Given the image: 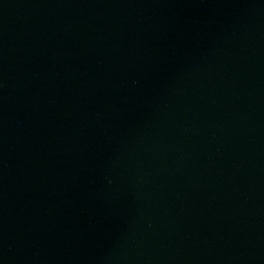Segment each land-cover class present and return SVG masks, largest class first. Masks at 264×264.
Segmentation results:
<instances>
[{
    "label": "water",
    "instance_id": "1",
    "mask_svg": "<svg viewBox=\"0 0 264 264\" xmlns=\"http://www.w3.org/2000/svg\"><path fill=\"white\" fill-rule=\"evenodd\" d=\"M0 264H264V0H0Z\"/></svg>",
    "mask_w": 264,
    "mask_h": 264
}]
</instances>
